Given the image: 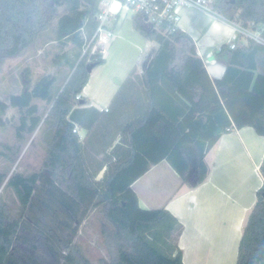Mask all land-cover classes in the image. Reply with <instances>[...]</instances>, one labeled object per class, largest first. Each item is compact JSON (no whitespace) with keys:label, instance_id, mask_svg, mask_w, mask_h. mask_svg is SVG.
I'll list each match as a JSON object with an SVG mask.
<instances>
[{"label":"trees","instance_id":"trees-1","mask_svg":"<svg viewBox=\"0 0 264 264\" xmlns=\"http://www.w3.org/2000/svg\"><path fill=\"white\" fill-rule=\"evenodd\" d=\"M100 3L0 0V72L8 58L48 33L78 48L73 58L66 51L54 58L69 68L59 87L52 74L33 82L26 67L23 89L7 100L0 97V127L11 121L6 114L15 108L18 142L44 125L46 152L38 171L0 172V188H12L20 205L14 214L0 201V264H93L75 240L79 225L95 209L109 256L99 264H185L179 245L183 223L165 206L137 215L128 189L166 159L185 134L191 141L182 147L188 164L182 183L189 187L207 178L206 155L222 134L251 126L264 136L263 44L243 43L239 36L224 75L212 78L188 32L156 29L140 13L132 16L134 29L159 44L143 72L131 73L107 109L89 105L87 97L77 99L93 68L105 61L93 39ZM212 6L264 39V0H212ZM131 93L140 100H131ZM38 101L47 104V115ZM93 152L101 159L90 157ZM260 170L264 179V164ZM236 264H264V184L243 229Z\"/></svg>","mask_w":264,"mask_h":264},{"label":"crops","instance_id":"crops-1","mask_svg":"<svg viewBox=\"0 0 264 264\" xmlns=\"http://www.w3.org/2000/svg\"><path fill=\"white\" fill-rule=\"evenodd\" d=\"M112 8L108 25L115 35L103 53L105 61L93 68L82 92L89 105L99 110L112 103L133 71L143 72L148 58L159 46L134 29L133 11L122 10L118 2H113ZM179 27L195 40L209 75L221 78L229 61V43L238 35L237 23L222 15L211 16L185 7ZM240 40L248 42L244 37ZM223 45L227 47L221 49ZM129 98L140 100L136 93H131ZM129 108L132 110L133 105ZM80 133L86 134L84 130ZM190 141L185 134L166 159L153 165L130 186L128 190L133 189L132 194L138 196L131 209L140 216L151 215L165 206L183 223L179 245L185 264H236L243 229L256 203L257 190L264 184L260 170L264 164V136L251 126L222 134L206 155L210 167L207 178L194 187L182 183L188 166L182 147ZM92 154L97 160L102 157L96 152ZM163 176L173 180V190L154 205L147 195L155 192L156 182Z\"/></svg>","mask_w":264,"mask_h":264},{"label":"rangeland","instance_id":"rangeland-1","mask_svg":"<svg viewBox=\"0 0 264 264\" xmlns=\"http://www.w3.org/2000/svg\"><path fill=\"white\" fill-rule=\"evenodd\" d=\"M129 15L131 16L132 12ZM54 23H56V20ZM96 46L102 48L98 43H96ZM77 50L78 48L72 42L62 45L59 41H55L52 33L43 35L21 54L7 59L0 72V97L7 100L12 93H19L23 89L25 84L23 74L26 67H29L31 70L33 82L42 75L52 74L56 76L55 88L59 87L63 84L69 68L66 65L60 67L55 63L54 58L57 54H61L64 51L68 52L73 58ZM86 50L87 45L83 48L82 52L85 53ZM38 102L42 111L47 115V104L43 101ZM18 115L17 110L10 107L6 118H11V121L9 120L6 126L0 127V150L9 155V157H6L0 153V172H6L9 175L17 170L29 172L42 169L46 153L43 140L44 125L35 133L28 134L23 143L20 144L18 142L14 125L18 119ZM7 146H10L11 149ZM89 156L92 157L94 155L89 153ZM168 177L163 176V178H159L156 182V188H154L155 192L147 195V198L154 205L158 204L159 200L164 199L172 192L173 180ZM3 188L4 186L0 188V201H7L11 206L12 212L17 214L20 210V205L13 189L10 187ZM132 191L133 189L128 191L129 195H132ZM133 197L138 200L137 194H134ZM126 212L131 218L134 217L130 210L127 209ZM134 222L135 220L132 219L133 224ZM100 225L101 214L98 209L92 210L88 217L79 225L78 236L75 240L82 246L85 254L93 264H99L101 257H109L102 242Z\"/></svg>","mask_w":264,"mask_h":264},{"label":"built area","instance_id":"built-area-1","mask_svg":"<svg viewBox=\"0 0 264 264\" xmlns=\"http://www.w3.org/2000/svg\"><path fill=\"white\" fill-rule=\"evenodd\" d=\"M113 2H118L124 11L142 14L149 25L166 32H173L180 28L181 11L185 7L199 9L211 16L220 15L213 8L212 0H101L100 11L97 15L99 24L93 39H96V43L102 47V53L105 52L115 35V30L108 25L110 16L113 14ZM237 33V38L241 36L264 45V39L258 30L254 31L237 23ZM235 41L229 43L231 48L235 47ZM80 98L82 95L78 94L77 99Z\"/></svg>","mask_w":264,"mask_h":264}]
</instances>
